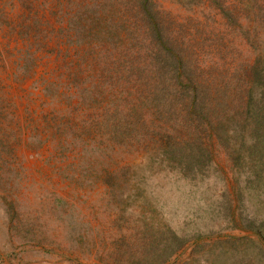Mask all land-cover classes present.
Masks as SVG:
<instances>
[{
    "label": "rangeland",
    "instance_id": "1",
    "mask_svg": "<svg viewBox=\"0 0 264 264\" xmlns=\"http://www.w3.org/2000/svg\"><path fill=\"white\" fill-rule=\"evenodd\" d=\"M258 142L264 0H0V264H264Z\"/></svg>",
    "mask_w": 264,
    "mask_h": 264
},
{
    "label": "trees",
    "instance_id": "2",
    "mask_svg": "<svg viewBox=\"0 0 264 264\" xmlns=\"http://www.w3.org/2000/svg\"><path fill=\"white\" fill-rule=\"evenodd\" d=\"M147 65H143V67H139L136 65L135 72L131 71V75L135 76L136 81L135 85H133L134 88H132L130 91H126L125 97H129L132 100H136V105L139 107H133L135 109L132 119V124L135 126L143 127L146 124L144 122L145 116L149 111L152 110V115H156L157 119L155 121H158L161 124V121H163L166 116L169 114V109H167L166 106L162 107L159 102L162 100V96L164 94L165 88L163 87V84L160 82L155 83V79L150 76L148 72H146ZM144 72L147 74L143 76ZM164 89V90H163ZM192 102L190 104L191 112L194 114V116L197 118V122L194 124L195 119L190 122V125H193V131H197L199 128L200 130H203L204 127L201 126V124L207 119H209L213 112L211 111V115L209 112V106L207 108V117H205L204 110L202 108L201 102L195 101L198 99V96L196 94L192 95ZM132 104H135L134 101ZM148 104H154L156 107L153 108H146ZM166 109V110H164ZM137 112V113H136ZM119 113V112H118ZM124 126L127 130L132 131L133 128L130 126H127L124 123ZM160 130H165V128L162 125H159L158 127ZM196 128V129H195ZM158 129V130H159ZM162 133V131H160ZM253 146L255 147V150L259 152L264 151V143H254Z\"/></svg>",
    "mask_w": 264,
    "mask_h": 264
}]
</instances>
